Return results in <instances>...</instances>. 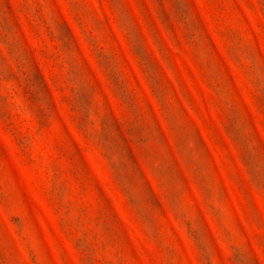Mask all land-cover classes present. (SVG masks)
I'll list each match as a JSON object with an SVG mask.
<instances>
[{"label": "rangeland", "instance_id": "374dc122", "mask_svg": "<svg viewBox=\"0 0 264 264\" xmlns=\"http://www.w3.org/2000/svg\"><path fill=\"white\" fill-rule=\"evenodd\" d=\"M0 264H264V0H0Z\"/></svg>", "mask_w": 264, "mask_h": 264}]
</instances>
